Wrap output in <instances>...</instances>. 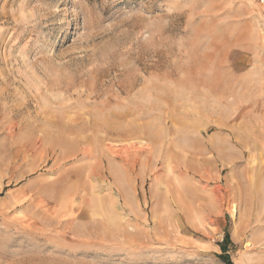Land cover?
<instances>
[{"label":"rangeland","instance_id":"374dc122","mask_svg":"<svg viewBox=\"0 0 264 264\" xmlns=\"http://www.w3.org/2000/svg\"><path fill=\"white\" fill-rule=\"evenodd\" d=\"M264 264L257 0H0V264Z\"/></svg>","mask_w":264,"mask_h":264},{"label":"trees","instance_id":"16d2710c","mask_svg":"<svg viewBox=\"0 0 264 264\" xmlns=\"http://www.w3.org/2000/svg\"><path fill=\"white\" fill-rule=\"evenodd\" d=\"M229 241V237L228 235H226L224 238H223V241L219 244L220 246V249H221V252L222 254L220 255V257L223 259L224 263L225 264H234L230 258L227 256L226 254V246H225V243H227Z\"/></svg>","mask_w":264,"mask_h":264},{"label":"built area","instance_id":"2783aa9c","mask_svg":"<svg viewBox=\"0 0 264 264\" xmlns=\"http://www.w3.org/2000/svg\"><path fill=\"white\" fill-rule=\"evenodd\" d=\"M257 4L264 9V0H257Z\"/></svg>","mask_w":264,"mask_h":264}]
</instances>
